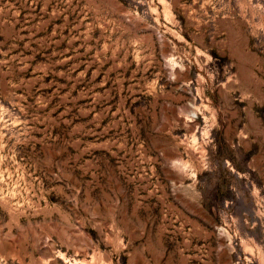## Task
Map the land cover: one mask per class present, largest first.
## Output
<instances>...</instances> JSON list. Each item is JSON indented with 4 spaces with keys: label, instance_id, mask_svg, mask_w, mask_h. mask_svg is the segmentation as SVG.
<instances>
[{
    "label": "rangeland",
    "instance_id": "1",
    "mask_svg": "<svg viewBox=\"0 0 264 264\" xmlns=\"http://www.w3.org/2000/svg\"><path fill=\"white\" fill-rule=\"evenodd\" d=\"M248 29L264 0H0V264H264L213 181Z\"/></svg>",
    "mask_w": 264,
    "mask_h": 264
},
{
    "label": "crops",
    "instance_id": "2",
    "mask_svg": "<svg viewBox=\"0 0 264 264\" xmlns=\"http://www.w3.org/2000/svg\"><path fill=\"white\" fill-rule=\"evenodd\" d=\"M247 31L244 39L221 40L223 46L243 50L240 58L235 53L234 60L226 63L228 74L217 81V90H225L227 97L221 100L218 95V110L223 113L218 117L213 143L221 142L226 155L221 157L225 165L213 172V181L226 182L229 205H242L245 218L252 223L264 217V54L249 48L264 46V42L263 38H252L251 29Z\"/></svg>",
    "mask_w": 264,
    "mask_h": 264
}]
</instances>
